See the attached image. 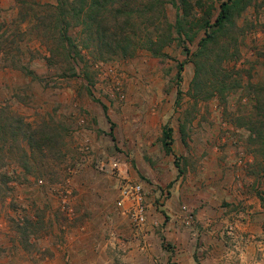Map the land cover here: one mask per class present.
<instances>
[{"label":"rangeland","instance_id":"1","mask_svg":"<svg viewBox=\"0 0 264 264\" xmlns=\"http://www.w3.org/2000/svg\"><path fill=\"white\" fill-rule=\"evenodd\" d=\"M204 1L214 21L225 0ZM177 13L167 5L172 24ZM16 14L14 0H0V22ZM237 25L245 35L226 65L242 88L229 104L214 97L195 111V65L178 41L165 48L166 58L139 49L130 59L101 61L85 49L90 85L81 62L76 77H64L25 51L23 61L39 76L32 79L0 55V106L38 129L41 144L29 153L28 170L9 160L2 169L13 181L9 196L0 192V264H264L262 154L225 113L246 115L247 85L264 82V0L249 5ZM203 35L187 42L192 52ZM29 46L48 54L36 39ZM190 111L184 136L180 124ZM165 126L173 129L171 153L162 143ZM42 131L59 136L49 142ZM126 182L143 187V225L126 213Z\"/></svg>","mask_w":264,"mask_h":264},{"label":"trees","instance_id":"2","mask_svg":"<svg viewBox=\"0 0 264 264\" xmlns=\"http://www.w3.org/2000/svg\"><path fill=\"white\" fill-rule=\"evenodd\" d=\"M14 1L16 16L11 21L0 22V55L5 66L18 69L32 79L39 76L28 62L23 61L25 51L32 54L31 59L41 57L46 60L48 66L57 68L64 77H76L77 67L83 63V74L90 85L93 81L85 69L89 67L83 54L85 49L93 48L97 52L94 56L101 61L118 57L130 59L139 49L147 50L155 57L166 58L165 48L178 41L184 45L195 65L190 91L195 101L193 111L199 101L214 97H220L224 104H229V95L242 88L241 78L226 64L239 54L245 35L244 28L237 25V19L257 0H225L220 4L214 21L210 17L213 5H207L204 0H196L200 11H204L201 17H197L198 11L189 0ZM168 4L177 7L174 24L168 19ZM201 31L204 35L198 41L197 50L192 52L187 42H194ZM33 39L39 41L48 54L31 49L29 43ZM177 68L176 79L180 87L184 63L178 62ZM88 91L92 94L90 88ZM246 92L251 95L247 114L234 117L229 107L225 113L227 118H231V123L234 121L237 127L250 132L249 143L262 154L261 162H257V173L264 177V82H249ZM182 95L179 88L176 110L180 109ZM191 112L186 113L187 119L180 124L184 136ZM46 130L51 131L49 128ZM42 132V138L49 142L59 136L54 132ZM38 133L39 130L34 129L22 115L0 106V192L3 197L9 196L13 177L2 169L9 160L28 170L31 162L29 153L41 147ZM173 142V129L165 126L162 143L167 153L172 152ZM176 166L182 173L178 161ZM249 172L252 174L255 170L250 169ZM260 198L264 202V192L260 193Z\"/></svg>","mask_w":264,"mask_h":264},{"label":"built area","instance_id":"3","mask_svg":"<svg viewBox=\"0 0 264 264\" xmlns=\"http://www.w3.org/2000/svg\"><path fill=\"white\" fill-rule=\"evenodd\" d=\"M121 195L123 197L122 202H130L125 209L131 221L136 225H143L147 220V212L144 205L142 185L126 182L122 187Z\"/></svg>","mask_w":264,"mask_h":264}]
</instances>
